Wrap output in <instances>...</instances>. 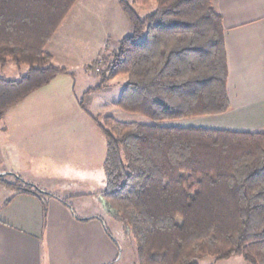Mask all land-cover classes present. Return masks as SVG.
Returning a JSON list of instances; mask_svg holds the SVG:
<instances>
[{
  "label": "trees",
  "instance_id": "obj_1",
  "mask_svg": "<svg viewBox=\"0 0 264 264\" xmlns=\"http://www.w3.org/2000/svg\"><path fill=\"white\" fill-rule=\"evenodd\" d=\"M77 1L0 0V65L27 67L18 79L0 77V118L69 72L46 46ZM151 1L155 9L141 17L119 0L133 31L99 69L101 82L85 93L125 75L119 105L150 121L93 116L106 140L105 186L97 194L127 227L137 264H199L201 256L235 255L264 264V131L164 124L231 106L217 0H133ZM13 174L21 192L57 197ZM57 198L75 213L67 199ZM91 218L114 239L103 217Z\"/></svg>",
  "mask_w": 264,
  "mask_h": 264
},
{
  "label": "crops",
  "instance_id": "obj_2",
  "mask_svg": "<svg viewBox=\"0 0 264 264\" xmlns=\"http://www.w3.org/2000/svg\"><path fill=\"white\" fill-rule=\"evenodd\" d=\"M216 4L223 16L225 28L228 96L231 106L221 114L173 120L174 124L169 125L264 131V0H217ZM62 24L48 43H54L58 50L63 49L61 43L57 42ZM84 29L87 37L90 36V31H98L88 22ZM48 51L53 54L55 62L59 53L55 50ZM55 64L69 72L57 74L49 83L29 95L35 92L47 93L51 88L58 87L56 83L61 82L65 92L74 93L77 78L75 72L62 64ZM18 68L24 73L27 70L25 66ZM83 97L79 102L81 107L84 104ZM82 108L80 112L86 111L92 121L75 117L69 125L61 126L69 128H58L54 131L55 135L63 136L68 132L86 134L85 148L77 147V150L86 151L88 158L84 160V164L92 167L97 165L104 169L105 136L104 139L102 135L99 137L102 133L93 119L94 115L84 106ZM60 114L62 115L56 116L64 117L66 113ZM34 116L3 113L1 118L9 121L0 127L1 136L5 138L0 141V151L4 156L2 158L9 163L7 169L69 202L66 196L57 194L52 188L44 186V183H58L63 189H67L69 185L85 182L84 177H91L92 174L77 171L80 167L75 163L59 165L52 172L45 169L47 167L41 165V158L36 151L35 139L29 134L37 126L32 122L35 120ZM17 121L21 122L17 124ZM91 126L93 129H86ZM28 135L30 137L26 139ZM12 136L20 137L17 145L13 143L14 140L8 141ZM39 138L40 136L37 139ZM28 150L32 152L29 154ZM18 191L0 210V264H119L121 244L114 234V239L107 234L99 218L87 219L90 216H79L55 196H38ZM100 199L105 209L109 210L101 196Z\"/></svg>",
  "mask_w": 264,
  "mask_h": 264
},
{
  "label": "rangeland",
  "instance_id": "obj_3",
  "mask_svg": "<svg viewBox=\"0 0 264 264\" xmlns=\"http://www.w3.org/2000/svg\"><path fill=\"white\" fill-rule=\"evenodd\" d=\"M128 1L141 17L151 13L156 6L155 1L148 4H139L133 2V0ZM63 21V26L59 29L60 32L57 35V42L61 43L63 49H56L54 43L47 44L46 49L55 50L57 54L59 53L55 59L58 65L67 66L75 72L77 78L76 80L73 79V82L74 80L76 82L74 93L65 92L62 82L56 83L58 87L57 85L55 87L57 88H51L47 93L35 92L6 109L4 113L35 115V120L32 122L36 123L37 126L29 134L32 135L37 144L36 151L41 158V165L47 167L45 169L49 172L56 170L59 165L75 163L77 167L83 168H79L77 171L81 170L82 173L92 174L91 177H84L85 182L69 185L67 189H63L62 185L58 183H54V185L44 183V186L52 188L51 190L61 196H66L79 216L101 215L121 244L119 264H137L135 242L127 227L122 221L116 219L110 210L105 209L100 196L97 194L105 186L103 167L97 165H93L94 167L86 166L84 160H87L88 157L85 149L77 150V147L85 148L87 143L85 140L86 134L68 132L63 136L56 137L54 132L58 128H69L61 126L69 125L75 117L76 119L79 117L90 119L86 111L80 112L83 106L94 116L112 115L120 121L150 122L142 114L127 111L119 105L118 102L123 87L127 82V76L125 75L118 76L107 82V85L102 89L92 90L85 95L91 87L101 82L99 69L106 66V61L116 48L118 41L122 37L131 34L133 28L121 8L119 0H78ZM87 22L98 30L95 33L90 31L89 37H87V32L84 29L85 26L87 27ZM23 73V70H20L12 61L4 67L0 65V77L18 79ZM82 97L84 98V104L81 107L79 102ZM79 112L81 113L80 116ZM60 113L66 114H64V117H57L56 114L62 115ZM30 118L32 119L33 116ZM8 121L0 118V127ZM20 122L17 121L16 123L19 124ZM164 124L169 125L174 124V122L173 120L172 122L165 121ZM90 128L92 126L86 129ZM1 131L0 128V141H4L5 138L1 136ZM100 135L104 139L103 133L99 134V137ZM38 136H40L39 139H37ZM29 137L28 135L26 139H29ZM10 140H14L13 143L17 145L20 137L12 136L11 139H8V141ZM28 152L30 154L32 151L28 150ZM2 157L4 156L0 151V174L3 175L0 178V210L10 202V199L21 187V182L11 170L7 169L9 163ZM93 162L95 163V161ZM88 180L90 182H87ZM199 264L250 263L241 256L235 255L225 260H216L211 256H201Z\"/></svg>",
  "mask_w": 264,
  "mask_h": 264
},
{
  "label": "water",
  "instance_id": "obj_4",
  "mask_svg": "<svg viewBox=\"0 0 264 264\" xmlns=\"http://www.w3.org/2000/svg\"><path fill=\"white\" fill-rule=\"evenodd\" d=\"M0 176H2V174H0Z\"/></svg>",
  "mask_w": 264,
  "mask_h": 264
}]
</instances>
